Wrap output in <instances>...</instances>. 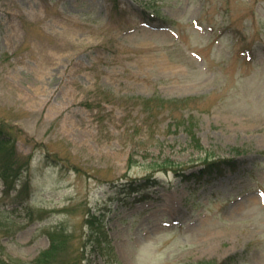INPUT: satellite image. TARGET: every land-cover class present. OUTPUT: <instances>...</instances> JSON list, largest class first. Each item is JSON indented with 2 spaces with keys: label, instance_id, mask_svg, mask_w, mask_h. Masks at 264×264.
Returning a JSON list of instances; mask_svg holds the SVG:
<instances>
[{
  "label": "rangeland",
  "instance_id": "374dc122",
  "mask_svg": "<svg viewBox=\"0 0 264 264\" xmlns=\"http://www.w3.org/2000/svg\"><path fill=\"white\" fill-rule=\"evenodd\" d=\"M0 119L6 261L87 206L93 264H264V0H0Z\"/></svg>",
  "mask_w": 264,
  "mask_h": 264
},
{
  "label": "trees",
  "instance_id": "16d2710c",
  "mask_svg": "<svg viewBox=\"0 0 264 264\" xmlns=\"http://www.w3.org/2000/svg\"><path fill=\"white\" fill-rule=\"evenodd\" d=\"M20 135L14 133L12 127L5 123L3 119H0V155H2L1 164H0V176L5 181V184L8 183V188H5V195H10V190L17 188V181L19 182L18 191L20 193L26 191V196L30 191V182H31V170H29V158L28 155H23L20 152L16 153L14 150L15 141ZM62 159H58L57 162H61ZM224 160H210L209 158L205 159V170L211 171L216 165V163H220ZM74 169L80 170V167L75 165ZM12 175L13 179L11 183H9V177ZM30 188V189H29ZM139 187H135L137 189ZM4 195V194H3ZM103 214V213H102ZM2 212L0 210V220H1ZM100 215L91 212L90 208H87L84 212V222L88 224L89 234L86 235V238H78L76 234H71L70 231L66 229L64 226L55 227L52 229H48V235L50 239V246H48L45 250L41 251V253L30 262L23 261H6L2 255L0 254V264H93L92 261L87 259V245L90 241L94 242L91 246L93 247L96 242H100L99 236L105 231L101 230V226H103L100 221H97V227L94 225V221L91 219L92 217H98ZM94 232H98L99 236L96 235L95 239H92L91 236ZM78 241V242H77ZM107 243L109 240L107 239ZM101 244V243H100ZM101 251V250H99Z\"/></svg>",
  "mask_w": 264,
  "mask_h": 264
}]
</instances>
